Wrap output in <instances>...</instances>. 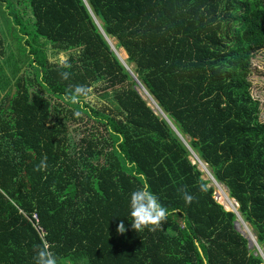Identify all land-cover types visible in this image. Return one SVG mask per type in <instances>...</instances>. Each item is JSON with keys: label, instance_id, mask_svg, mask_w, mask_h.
I'll list each match as a JSON object with an SVG mask.
<instances>
[{"label": "trees", "instance_id": "1", "mask_svg": "<svg viewBox=\"0 0 264 264\" xmlns=\"http://www.w3.org/2000/svg\"><path fill=\"white\" fill-rule=\"evenodd\" d=\"M1 24L0 264H35L44 242L58 264L264 263L187 148L264 254V122L247 77L264 0H0ZM76 85L87 100L72 102ZM145 182L169 211L154 232L131 227Z\"/></svg>", "mask_w": 264, "mask_h": 264}, {"label": "clouds", "instance_id": "2", "mask_svg": "<svg viewBox=\"0 0 264 264\" xmlns=\"http://www.w3.org/2000/svg\"><path fill=\"white\" fill-rule=\"evenodd\" d=\"M69 76L70 73H68L67 71L61 73L62 79L67 80ZM91 91L92 89L89 86L76 85L74 88L69 89L70 98L73 103H79L81 98L87 100L91 94ZM196 156L198 155L196 154ZM46 160V157L42 158L41 163L37 165L35 170L39 171L45 169L47 167ZM205 164L206 166H208L207 163ZM211 179L215 180L213 177ZM199 190L201 192H206L207 188L204 184H201L199 186ZM180 191L182 193L185 204H191L196 199L194 195L188 192L186 186L184 188H181ZM129 203L130 215L132 217L131 227L132 229L136 230V232L143 231L144 229H148L149 231L154 232L163 228L164 224L167 221L169 211L160 203L158 196L149 189L147 182H145L141 187L137 188L130 194ZM235 204H237L238 206V203L236 201ZM237 217L238 220L236 221H240V217L238 215ZM116 231L119 234L125 233L126 228L123 221H121L117 225ZM255 246L256 248L258 247L256 242ZM53 247L54 245L47 242H44L42 245L37 246L36 255L34 257L35 264H58L57 256L51 250Z\"/></svg>", "mask_w": 264, "mask_h": 264}, {"label": "rangeland", "instance_id": "3", "mask_svg": "<svg viewBox=\"0 0 264 264\" xmlns=\"http://www.w3.org/2000/svg\"><path fill=\"white\" fill-rule=\"evenodd\" d=\"M0 26H2V24ZM107 41L108 42L111 41L112 43L115 42V40L111 39V38H108ZM111 49L116 55H117V53H119V55H120L121 50L125 51L122 48H118V49L115 48L116 49L115 50L112 47ZM119 49H121L120 52L118 51ZM125 53L126 52H124L123 58L121 57L122 61L125 60V57H126ZM122 63H124V61ZM247 77H248V80L250 81L249 90H250L251 95L253 96V98L259 100V119L264 122V48H261L258 51H255L251 55L250 71H249ZM136 89L138 90L139 94H141L142 97L145 100H147L148 105L151 108L154 109V111L157 113V115H159L160 117L163 116L162 114H160L161 112L157 111L156 106H155L156 102H154L155 100L152 99L148 95L147 91L142 89V88H139V89L136 88ZM107 90H108V92L110 91L109 88H107ZM103 91L104 90H102L100 88H97L95 91L92 92V95L100 97V94ZM80 126H82L80 123L70 124L69 125L68 129H69V132H70V134H69L70 143H72V144L77 143L78 139L80 137L74 131L75 128H78V130L80 132V135L83 134V128H80ZM180 139L187 145V139H186L185 136H183V138L180 136ZM187 148H188V151H189V154H190L189 158L192 160V162L197 164L198 169L201 171L202 178L203 179H209V182H208L207 185L214 187L213 197L216 199V201L221 203L222 206L227 211H232V212L236 213L238 216H240L238 211H237L238 206H237V204H235V200L229 196L227 188L223 184H220V183L216 182L215 180H212L211 179L212 178V174H211L209 166H206V164H205L206 167H204L203 163L200 164L199 161L197 160L196 156H195L196 152H194L188 146H187ZM239 220H240L239 222H241L240 226L243 225V226L240 227L241 230H243L247 226L248 229H249V232L246 233V234L249 237H251L252 238L251 240H253V242H254L255 241V235L252 232V229L249 228L248 224H246L243 219L239 218ZM254 247H255V245H254ZM255 249H256V252L261 254V256L263 258L264 254L262 253V250L260 248H258V247L255 248ZM262 264H264V263H262Z\"/></svg>", "mask_w": 264, "mask_h": 264}, {"label": "water", "instance_id": "4", "mask_svg": "<svg viewBox=\"0 0 264 264\" xmlns=\"http://www.w3.org/2000/svg\"><path fill=\"white\" fill-rule=\"evenodd\" d=\"M136 88V87H135ZM138 89H139V87H137ZM141 88H143V87H141ZM144 89V88H143ZM145 90V89H144ZM139 93V92H138ZM234 226H235V229L237 230V231H239L241 234H243L248 240H249V247L250 248H252L253 247V243H252V241H251V237H249L247 234H246V231L243 229V230H241V226H240V223H239V221H235V223H234Z\"/></svg>", "mask_w": 264, "mask_h": 264}, {"label": "built area", "instance_id": "5", "mask_svg": "<svg viewBox=\"0 0 264 264\" xmlns=\"http://www.w3.org/2000/svg\"><path fill=\"white\" fill-rule=\"evenodd\" d=\"M197 160L199 161L200 159L197 158ZM31 218L34 219L33 226H34V228L36 229V231H37L38 233H40L41 235H43L44 232H43L42 228L36 224V216H35L34 213L31 214Z\"/></svg>", "mask_w": 264, "mask_h": 264}, {"label": "bare ground", "instance_id": "6", "mask_svg": "<svg viewBox=\"0 0 264 264\" xmlns=\"http://www.w3.org/2000/svg\"><path fill=\"white\" fill-rule=\"evenodd\" d=\"M117 56H118L119 59H120L121 57L123 58V56H124V51L121 50L120 55L117 54ZM120 60L122 61V59H120ZM123 61H124V60H123ZM196 158H198V157L196 156ZM199 163L202 164L203 162H202L201 160H199ZM203 165H204V167H206L204 163H203ZM244 230L246 231V233L249 232V229H248L247 226L244 228ZM251 239H252V238H251ZM252 242H253V240H252ZM253 245H255V241L253 242Z\"/></svg>", "mask_w": 264, "mask_h": 264}]
</instances>
